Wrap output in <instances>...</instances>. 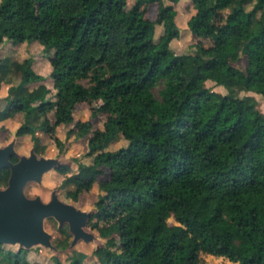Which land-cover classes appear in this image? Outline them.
Masks as SVG:
<instances>
[{
	"label": "trees",
	"instance_id": "trees-1",
	"mask_svg": "<svg viewBox=\"0 0 264 264\" xmlns=\"http://www.w3.org/2000/svg\"><path fill=\"white\" fill-rule=\"evenodd\" d=\"M166 1L134 0L125 8V0H73L78 4L72 5L68 27L58 38L43 17L42 0H3L0 35L16 31V42L39 41L42 56L51 63L62 60L49 74L67 83L62 101L50 97L44 85L28 89L32 55L1 58L0 123L12 135H27L36 153L46 148L40 134L50 129L65 128L64 138L87 134L82 155L90 157L89 163L78 161L76 172L60 186L66 198L93 186L105 192L97 193L90 222L104 241L95 264H106L107 254V264H197L199 252L233 264H264V113L252 95L240 94L264 97V0H255L249 10L243 8L248 0L210 5L190 0L189 30L210 44H195L184 53L169 47L178 36L172 6L178 0ZM149 5L153 18L144 15ZM218 8L228 10L224 22L208 21ZM156 24L161 32L154 38ZM239 53L245 55L244 68L230 62ZM15 73L19 77L13 82ZM81 78H87V86L77 81ZM84 95L103 98L89 105L91 117L108 112L101 126L73 119V104ZM16 101L31 103L20 110V122L10 112ZM117 135L127 143L105 149ZM51 140L62 151L63 141ZM105 168L120 172L123 183L97 182ZM56 170L67 172L68 165ZM5 179L0 173V184ZM169 215L175 223L165 224ZM58 233L52 242L63 250L70 236L61 228ZM112 234L120 236L117 251L108 239ZM25 253L0 243V264H42L27 260ZM85 255L73 250L62 259L52 257V264H82Z\"/></svg>",
	"mask_w": 264,
	"mask_h": 264
},
{
	"label": "rangeland",
	"instance_id": "rangeland-1",
	"mask_svg": "<svg viewBox=\"0 0 264 264\" xmlns=\"http://www.w3.org/2000/svg\"><path fill=\"white\" fill-rule=\"evenodd\" d=\"M83 1V0H78ZM88 1V0H87ZM214 0H202V3L204 5H210L213 3ZM255 0H248L246 3H244L243 8L244 10H249L253 2ZM134 0H125V8L130 7L133 4ZM165 2H167L165 0ZM78 4V2H73V0H42L41 2V9L46 12V14L43 16L46 20V23L50 24L51 30L58 38H61L64 36V33L68 27L69 24V15L68 12L71 11L72 5ZM88 4V3H86ZM174 9V21L178 28V36L175 38H172L169 41V47L173 50L175 53H184V52H192L194 45H203L207 46L210 44V41L207 38H201L194 36L188 27V21L190 16L194 13V8L192 7V4L190 0H178L177 2L172 4ZM155 14L154 6L149 5L144 11V15L153 18ZM228 14L227 8H218L214 10L213 13H211L208 16V21H214L217 24L223 23L226 15ZM16 20H19L21 22L20 24L24 26H27V22L25 19L19 17L16 18ZM41 22V21H40ZM161 32V26L159 24H156L154 26V38H156L159 33ZM16 31L14 33H8L0 37V59L4 58L5 56H11L12 58H20L22 56H27L29 51L31 50L33 53V60L31 65L28 67L26 72V80L27 81V87L30 89L35 84H41L46 87H48L49 92L48 95L50 97H58L60 101H62V95L65 91L66 83L64 82H57L50 74V70L52 67L60 66L62 64V60L57 59L55 62L47 63L44 65L43 63H46L47 60L44 56L40 55L42 52L41 50L37 51V44L36 43H20L16 42L14 40ZM41 51V52H40ZM42 61V62H41ZM230 62L232 65L244 68L246 58L245 55L242 53H239L238 55L232 54L230 57ZM33 76L35 78L41 77L40 80L31 81L29 78ZM19 73H15L13 75L12 81L16 82L18 81ZM72 81H75V78L71 77ZM79 83H81L84 86H87L88 80L87 78H81L77 80ZM207 86L211 87L213 90L218 91L220 93L224 92V89L221 86H214L212 82L206 81L205 83ZM155 91V90H154ZM240 94H250L253 96V98L256 100V108L264 113V97L260 96L257 93L247 91V92H240ZM103 100L101 96H97L93 98L92 100L87 96L84 95L81 101L75 102L73 104V119L76 120H85L90 119V122L92 124V128L101 126V122L103 118L107 115V111H98L97 114L94 117H91L89 115V105L91 104H98ZM29 102L22 101V102H15L11 108L10 112L12 113V118L14 120H21L20 110L24 109L25 107L29 106ZM50 118V113L47 114ZM13 120V121H14ZM67 127L70 126L66 125ZM11 130V128L9 127ZM65 128L56 129H50L47 134H40V142L46 146L44 150L41 152H38L37 155H44V156H52V157H58L59 160L62 162L61 165L67 164L68 170L67 172L60 173L56 170L57 167L45 172L42 177L40 183L37 182H28L24 188V194L26 196L32 197L34 195H39L41 200L46 201L49 198V194L51 190H56L58 197L62 201H69L75 206L90 210L91 214L88 217L85 229L90 230L93 232L96 236V238L90 242H84L82 240H78L72 247H69V242L71 240V235L68 232L66 223H63L60 227L57 226V222L52 217H47L43 221V227L44 229L50 233V241L52 242V236L55 238L59 237L60 234L58 233V229L61 228L66 234L70 236L69 242L66 245V247L63 250L59 249H51L42 245H33L29 248H23L26 249L25 257L29 261H39L42 264H52V257H57L58 259H62L64 255H71L73 250H84L86 253L82 264H95V258L96 253L99 252L103 246L104 241L102 238H100L95 228H92L90 226V222L93 221V217L91 216L95 210V207L93 206V201L96 198L97 193L105 194L104 191H98L96 187H92L91 190L85 192H80L77 195V198H74L75 192H72L69 197L66 198L64 195L65 188H62L60 186L61 180L66 177L67 175L76 172L77 170V164L78 161L82 162L83 164H87L90 161V157L82 155V152L85 150V139L87 137H67L64 138V130ZM50 137V138H49ZM12 138H14L15 146L14 149L18 154H27L29 148L32 146L27 142L28 137L25 136H15L8 132V126L4 123H0V146L4 145L5 143L9 142ZM56 141V143L59 142V140L63 141L62 145V151L58 152L56 148L53 145V142L51 140ZM58 139V140H57ZM160 141H163V138H159ZM127 143V140L123 138L121 135H117L114 140H112L105 149L107 150H113L120 146H123ZM102 180H105L108 183L109 187H116L123 183L124 178L121 175L120 172H112L109 169L105 168L104 172L102 174H99L96 176V181L100 182ZM5 185V184H4ZM3 186V185H1ZM112 190H110L107 193V196H110L112 194ZM95 220L97 218H94ZM98 222L104 223L103 220L97 219ZM175 223L171 215H169L165 219V224H173ZM53 237V238H54ZM109 242L111 244V248L115 251L120 249V236L119 234H112L108 237ZM3 247L5 248H19L17 244H3ZM104 262L107 264L109 262V256L108 254L105 255ZM197 264H233L230 261H228L223 256L218 255H211L203 252L198 253V262Z\"/></svg>",
	"mask_w": 264,
	"mask_h": 264
},
{
	"label": "water",
	"instance_id": "water-1",
	"mask_svg": "<svg viewBox=\"0 0 264 264\" xmlns=\"http://www.w3.org/2000/svg\"><path fill=\"white\" fill-rule=\"evenodd\" d=\"M14 142L12 138L0 146V169H8L5 185L0 186V243L17 244L19 248L42 245L56 249L50 241V233L43 227L47 217L54 218L58 227L66 223L71 235L69 247L78 240H94L95 234L85 229L90 210L62 201L56 190L50 191L46 201L37 194L32 197L24 194L23 188L28 182L40 183L45 172L62 162L58 157L37 155L32 147L27 154H18ZM12 155L16 156L15 161L9 159Z\"/></svg>",
	"mask_w": 264,
	"mask_h": 264
},
{
	"label": "crops",
	"instance_id": "crops-1",
	"mask_svg": "<svg viewBox=\"0 0 264 264\" xmlns=\"http://www.w3.org/2000/svg\"><path fill=\"white\" fill-rule=\"evenodd\" d=\"M2 2H3V0H0V5L2 4ZM3 35H0V37H2ZM20 43H26L25 41H22V42H20ZM30 44L32 43V45H33V43H36L37 44V46H38V48H37V51H39V50H41L42 49V45H41V43L39 42V41H31V42H29ZM42 51V50H41ZM40 51V52H41ZM29 53L32 55V57H33V53L34 52H32L31 50L29 51ZM42 54V52L40 53V55ZM42 62V61H41ZM46 63H43L44 65H46L47 63H49V62H51V61H49L48 59L45 61ZM5 94V89L4 88H0V96H2V95H4ZM15 143V142H14ZM67 202H69V201H67ZM69 203H71V202H69Z\"/></svg>",
	"mask_w": 264,
	"mask_h": 264
},
{
	"label": "flooded vegetation",
	"instance_id": "flooded-vegetation-1",
	"mask_svg": "<svg viewBox=\"0 0 264 264\" xmlns=\"http://www.w3.org/2000/svg\"><path fill=\"white\" fill-rule=\"evenodd\" d=\"M5 144H6V143H5ZM14 146H15V143H14ZM9 159H10L11 161H15L17 158H16V156L12 155V156L9 157ZM0 173H2V174H5V173H6V178H7V175H8V169H7V168H2V169H0ZM5 182H6V179H5ZM5 182H4L3 184H0V186H1V185H4Z\"/></svg>",
	"mask_w": 264,
	"mask_h": 264
}]
</instances>
